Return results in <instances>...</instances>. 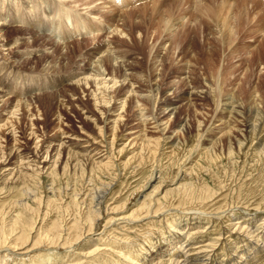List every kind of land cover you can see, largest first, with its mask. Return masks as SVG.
I'll return each instance as SVG.
<instances>
[{
  "label": "rangeland",
  "instance_id": "obj_1",
  "mask_svg": "<svg viewBox=\"0 0 264 264\" xmlns=\"http://www.w3.org/2000/svg\"><path fill=\"white\" fill-rule=\"evenodd\" d=\"M91 1L75 0L76 6L67 4L65 8L68 10L59 3L55 6L53 4L44 6L39 1V4L23 7L22 18L15 14L8 15L7 18L11 24L9 26L8 22L9 27L5 30V39L9 43L6 54L11 53V56L14 55L16 59L22 60V65L19 68L16 64V66L11 64L12 60L5 62L0 59V81L6 87L5 94L0 96V156L10 153V150L18 152L11 157L9 169L12 170L20 165L21 161L24 163L33 161L34 166V161H37L42 171L40 185L34 187L36 192L39 190L38 198L44 205L48 200H56L57 204L64 206L63 210L71 206L68 216L62 215L64 211L61 215L66 216L68 220L70 218L73 220L74 216L77 217L86 209L88 210V201L84 203V200L91 199V194L95 195L97 200L94 201L93 206L97 207L101 197L104 204L102 203L100 208L104 210L115 207L113 204L116 202L115 205H120L130 199L133 193L146 183L145 180L151 176L154 169L151 163L135 168L139 159L145 160L154 154V160L161 165L159 171L163 170L164 177L171 175L172 178L174 176L172 174L179 173L177 169L181 165V169L184 168L182 163L185 162L188 153L192 152L193 154L189 155L191 160L187 162L186 168L201 164L206 172L201 173L200 177L215 192L223 195H219L220 199L219 196L217 197L209 210L211 212L208 215L212 214L216 218L215 225L203 221L202 224L197 223L198 225L192 226L196 221H185L182 218L184 221L181 222L182 229L187 233L189 228L192 232L195 228L197 231L210 228L208 232L214 238L221 237L220 233L216 235L218 231L226 233V238L230 237L229 228H227L230 223L226 220V214L229 213L232 216L237 209L246 210L249 207L253 210L256 208L255 202L258 205L264 204V157L261 159V155H256L264 147V143H258L262 141V135L264 137V130H262L264 129V0H257L258 2L256 0H130L125 4H120L117 0L116 4L119 7L110 0H101L102 3L99 0ZM106 2L113 7L112 10L117 11V14L112 15L113 20L106 17L108 11L103 9L107 6ZM100 3L102 5H99ZM2 4L3 6L0 7L5 6L3 8L5 12L0 17L6 18L7 6L10 3L5 0ZM85 4L88 7L95 6L92 7L94 10L91 13L87 12L89 10H86L88 7H85L87 6ZM153 4L156 6H152ZM60 7L63 8L59 10ZM84 9L86 11H83ZM65 12H69L70 17L63 19ZM13 16L14 20H12ZM81 17L88 18L85 23L91 28V35L78 37L77 34L69 39L70 35L67 36L64 31L73 30L76 20ZM167 21L169 25L166 28L164 24ZM76 26L77 28L85 27L81 22H78ZM33 30L50 37L38 35ZM74 33L72 32L71 35L73 36ZM62 34L65 40L61 38ZM82 34H86L85 30ZM62 45L69 47L64 50ZM107 53L112 60L119 62L117 64L120 65V61L121 65L124 64L121 69L116 67L118 69L114 71L111 69L112 66L108 68V70L111 69L108 72L110 78L117 83V86L114 90L108 91L107 95H110L107 99L111 101V104L108 105V109L101 108L102 112L96 105L98 98H95L93 89L71 84L80 78L88 77L92 72L89 70L91 63L100 55L106 56ZM47 67L49 73L46 75L43 70ZM17 105L18 112H15L16 115L13 116L11 113L15 111ZM100 111L104 114L111 111L115 117L122 114V122L116 125L114 121L118 118L113 116L112 118L110 116V120L107 121L108 117L103 116ZM254 127L255 135L253 136L251 131ZM202 128L204 130L199 132ZM245 129L248 131L243 132L242 130ZM229 132L235 137L232 141L236 142L231 144L233 147L231 151L232 147H228L230 145L228 139L232 135ZM199 133L203 135L199 137ZM115 137L113 147L115 155L112 159H108L109 144ZM218 140L220 142L223 140L222 145L215 152L220 161L218 164L209 165L204 158L202 159L207 152L205 148L211 147L208 141L216 143L219 142ZM238 141L243 144L242 150L239 148ZM198 142H201V148L192 151L199 145ZM176 144L182 147V159H180L181 164L175 167L176 170L171 167L173 170L168 166L172 163L170 147ZM123 146L126 148L124 152H122ZM69 154L79 155V158L74 156L76 159L74 164H81L80 167L84 170L75 168L77 170L75 172L73 164V170L70 167L68 175L63 176L62 170L68 161ZM130 157H133L132 163L127 164L126 167L121 166V163H127ZM24 158L27 159L22 160ZM56 159H59L60 177L53 192L48 190L51 183L44 174L57 161ZM45 161L48 165L46 169H43ZM108 162L114 163L115 174L112 176L107 175L106 172L101 173V176L99 175L101 178L97 177L98 181L95 179L91 184L92 166ZM34 169L36 170V167ZM2 173L0 172V178ZM75 175L81 179L78 185L74 184ZM9 178L10 176L0 183ZM102 183L109 184V187L105 189ZM157 183H153L152 188L149 186L146 194H151ZM10 187L14 188L11 185ZM105 191L107 192L103 195ZM135 196L132 199L133 203L130 200L132 209L128 208L125 212L119 213L116 219L129 218L133 210L139 208V205L135 204ZM77 198L78 203L72 205L73 202H77ZM227 199L231 201L228 202ZM140 201L142 202L143 198L139 200V203ZM29 202L33 209L38 208L37 202ZM231 204H233L232 207ZM218 206L221 207L218 208ZM261 208L263 209L256 212V216L260 214L258 219L264 216V205ZM70 212L73 214L71 215ZM215 212L219 216L213 215ZM111 217L113 216H109ZM54 218H56L54 215L50 216V219ZM98 223L101 225L98 227L102 230L104 224H100L99 221ZM163 225L157 222L153 230L156 235L151 234V238L154 239L152 244L155 245L153 249H151L152 245L146 241L147 237L142 235L143 232H139L141 225L139 228L134 227L135 230L132 229L133 232L130 231V233L128 229L125 230L126 233L122 231L123 235L120 232V234L112 232V237L108 241L113 240L114 244L117 243V247L118 245L122 246L121 248L127 247L126 253L132 252L135 255L137 252L135 256H140L142 249L148 250L146 258L142 260L144 264L154 262L163 252H166L163 254H169L172 249L180 248L184 245L183 242L186 244L189 241L190 243L187 244H196L195 248H197V243L202 241L198 240L195 243L185 234L180 238V242H176L175 239L171 242L173 234L169 233L168 226ZM136 229H139L138 235ZM116 234L118 237H114ZM124 236L125 240L122 239ZM113 237L115 240L112 239ZM92 238L94 241L98 239L97 236ZM136 238L140 241L138 242ZM83 239L81 246L78 247L84 245L81 250L90 248L93 250L96 243L88 242L91 239L88 240L85 237ZM176 243L180 244L176 245ZM221 243L223 244L219 245L222 247L218 245L217 250L223 249L224 253L219 252L220 254L211 256L216 259V264H221L223 256L228 254L235 260L243 261L238 257L240 253L238 255L233 253L235 251L232 250L229 242L226 244L223 240ZM102 244L99 241L97 247L102 245L101 249L105 250V243L102 242ZM116 245L113 246L116 247ZM44 247L40 250L43 251ZM40 250L37 249L36 255L27 253L26 256H19L20 260H23L25 264H30L31 261L32 264L34 260L38 262L45 254L48 256L51 252H43L41 256ZM114 252L116 254L113 253V260L117 264L120 260L117 253L120 251ZM178 252L177 256H182L184 253L182 250ZM59 253L63 252L59 251ZM63 254L73 256L70 252ZM246 254L244 252L246 259L253 257L249 252ZM28 255L31 256L29 260ZM105 256L110 258L109 255H104V258ZM202 256L205 259L208 258L205 254ZM123 260L119 261L120 264L128 262ZM7 261L8 264H12L13 258ZM191 264H197V262Z\"/></svg>",
  "mask_w": 264,
  "mask_h": 264
},
{
  "label": "bare ground",
  "instance_id": "obj_2",
  "mask_svg": "<svg viewBox=\"0 0 264 264\" xmlns=\"http://www.w3.org/2000/svg\"><path fill=\"white\" fill-rule=\"evenodd\" d=\"M2 1H5V0H0V6L1 7L3 6ZM6 1L10 3L7 6L8 13L5 14L6 18L0 17V59H3V61H5V62H10L9 60H12L11 64H13L14 66L17 65L19 68H21L20 65H22L21 64L22 60L16 59V57H14V55L11 56V53H9V55L6 54V52L8 51L9 43L5 39V37H6L5 30L8 29V27L10 26L9 24H11V21L7 18L8 15L15 14L19 18H22L24 15V8L23 7H29V5H31V4L32 5L39 4V1H40L41 5L44 4V6H48L50 4H53L55 6L57 3H59L62 6L66 7L67 4H69V6L72 4L73 5L76 4L75 0H50L53 2H50L48 0H6ZM84 1H87V0H84ZM99 1L101 2V0H99ZM118 1L120 2V4H125V2L128 3L130 0H127V1L118 0ZM246 1H250V0H246ZM251 1H254V0H251ZM54 2H55V4H54ZM91 2H93V0ZM97 2H98V0H97ZM101 3L99 5H102ZM199 4H200V2H199ZM85 5H87V4H85ZM94 5H95V3H94ZM105 5H107V6L104 7L103 9L105 11H108V15H106V17L108 16L109 17L108 19L113 20L114 18L112 17V15H115V13L117 14L116 9L112 10L113 7H111V5L107 2ZM152 6L155 7L156 5L153 4ZM1 7H0V15H4L5 9H3V8L5 6L3 8H1ZM85 7H88V5ZM89 7H91V6H89ZM89 7H88V9H86V8L85 9L89 10L87 12L91 13V11L94 10V8H92V7H95V6H92L91 8H89ZM62 8L63 7H60L59 10H61ZM74 8L77 9V7H73V9ZM98 8L100 9V7H98ZM85 9L83 11H86ZM104 10H102V11L104 12ZM103 15H105V14H103ZM12 20H14V16L12 17ZM104 20H106V19H104ZM7 23L9 26H7ZM168 25H169V22L167 21V22H165L164 27L167 28ZM76 28H77V26H76ZM88 28L89 27H86V26L85 27L78 26L77 30L78 31L85 30V29L88 30ZM170 28H172V27H170ZM33 32L37 33L38 35L44 36V37H50L47 34H41L42 32L40 33V32H36L34 30H33ZM115 32H116V30H115ZM63 36L64 35L62 34L61 38H63ZM67 36H68V34H67ZM68 45H66V46L62 45L63 46L62 49H64V50L67 49L69 47ZM59 46H60V44H59ZM106 56L100 55V57L97 60H95L91 63L89 70H91L92 72L90 71L91 74L89 73L90 75H88V77L80 78L75 83L71 84V85L78 86V87L85 86L86 89H90V90L93 89L94 92L93 91L92 92L96 96V97L95 96L94 97L96 99L98 98L96 105L100 108V110H101V108L105 109V107H107L106 109H108V107H109L108 105L111 104L110 103L111 101H108V99H107L108 96L110 95V94L107 95L108 91H112V89L114 90L115 87L117 86V83H115V81L112 78H110L111 76L109 75L108 72L111 69L114 71V70L118 69L119 67L121 69V67L124 64L122 62L123 64L121 65V61H120V65L117 64L119 62H115L117 60H112L111 57H109L108 53ZM111 61H112V63H111ZM110 66H112V67L110 70H108V68ZM116 67H118V68H116ZM89 70H88V72H89ZM43 72L46 73V75H47V73H49L48 67L45 68V70H43ZM5 89H6L5 84L2 83V81H0V96L5 94V92H4ZM98 92H99V94H98ZM36 96H37V94H36ZM151 96H152V94H151ZM31 97L32 96H30V98ZM33 97H35V96H33ZM110 98L112 99V96ZM105 99H107V100H105ZM31 101H33V100L31 99ZM124 105H126V104L124 103ZM124 105H123V108L125 107ZM101 111L103 112V110H101ZM101 111H100V113H101ZM15 112H18V105L15 107V111L12 112L11 115H13V116L16 115ZM107 112L108 113H106V114L101 113L103 116L108 117L107 121L110 120L109 119L110 116H111V118H112V116L115 117L114 113H111V111H107ZM121 115L119 114L118 116H116L118 118L117 120L114 121V123L116 125L117 124L119 125L122 122L123 117ZM111 123H113V122H111ZM4 126H6V125H4ZM218 127H220V126H218ZM202 130H204V129L203 128L200 129L199 132H202ZM262 130H264V129H262ZM242 131L243 132L248 131V129H245ZM254 132H255V127L251 131V133H253V136L255 135ZM201 134L199 135V137L201 136ZM229 134L232 135V133H230V132H229ZM229 134H227V135H229ZM261 134H262V132H261ZM212 137H214V136H212ZM225 137H226V135H225ZM234 138H235L234 135H232L230 137V139H228V142L230 144L228 147H232L231 144L236 143V142L232 141V140H234ZM256 138L257 137H255V139ZM263 138L264 137L262 135V139H261L262 141H260L258 143H260V144L264 143ZM115 139H116V137L113 138V141H111L112 143L109 144L110 148H108V151H109V153H108L109 158L107 157L108 159H110V158L112 159L113 156L115 155L114 150H113L114 149L113 147L115 146ZM218 141L219 142H216V143H215V141L214 142L208 141L209 143L206 141L208 144H211L210 145L211 147L205 148L207 152H206L205 156L202 157V159L204 158V161L209 163V165L210 164H218L220 161L219 157L215 154V152L222 145L221 142L223 140L221 142H220V140H218ZM238 144H239L240 150H242L241 146H243V144L240 142ZM123 147L124 148L122 149V152H124L126 150L125 146H123ZM199 147L201 148V142L199 143V145H197L195 148H193L192 151H194L195 149L198 150ZM181 148L182 147L180 144H176V146L174 145V146L170 147V149H171L170 158L172 161V163H171V161L169 160L171 164L168 166H170V168L174 167V169L176 170L177 164L179 165L180 159H182L181 158V153H182ZM231 150H233V147L230 148V151ZM17 153H18L17 151L14 152V150L13 151L10 150V153L2 154L0 156V172H3L1 174L0 181L4 180L5 178L10 176V178L8 180H5L3 183H0V264H8L7 259H12V258H13L12 264H23V263L25 264V262H23V260H20L19 256H23L27 253H34L36 255L37 249L39 251L43 246H45L46 248L44 247L45 250L43 249V251L40 250L41 256H42L43 252L51 251L50 254L48 256H46V254L44 253L45 254L43 256L44 258L43 257L40 258V260L38 262H35V260H34V262H32V264H96V263L97 264H115V260H113V255L116 253L114 251H116V252L120 251L117 253L120 256V260H119L120 262L124 259L123 262L128 261V262H126V264H144V261L142 263V260L144 258H146L148 250L142 249L141 255L135 256L137 254V252L135 255L132 252L130 254H129V252L126 253L125 249L127 247L121 248L122 246L120 247L119 245L117 247V245H116L117 243L114 244L112 242L113 240L111 242H109L108 239L110 237H112L111 236L112 232L113 233L114 232L115 233L120 232L122 234L123 233L122 231L125 232V230L128 229L129 233H130V231L133 232V230H135L134 227L139 228V225H141V228H139L140 229L139 232H141V233L143 232L142 235L144 237L145 236L147 237L146 241L149 243V245H152L151 249H153V248H155V245L152 244V243H154V239L151 238V234L154 235L153 230H154V227L156 228L155 225L157 222L160 223V225L164 224V225L169 227V230H170L169 233L173 234L171 237V242H172V239H175L176 242H180L179 241L180 238L185 234L187 235V237H189V239L191 241H194L195 243H197L198 240H202V241L197 243L198 244L197 248H195L196 244H187L189 241L188 242L185 241L186 244L183 242L184 245H182L180 248L176 247V249H172L169 252V254H163L166 252L159 254L160 256L154 262L151 261L150 264H191L193 262H197V264H216L215 263L216 259H213L211 256H216L220 253H224L223 249L217 250L218 245L223 244V243H221L223 240H224V242H226V244H227V242H229L231 244L232 250L235 251L233 253L235 255L236 254L238 255V253H240V255H238V257L240 259H243V261H238V260H235L232 257H230L228 254V255L223 256V260L221 261L223 264H264V216H261L262 219H258V216L260 214L259 215L257 214L258 216H256V212L262 210L263 208H261V206L263 207L264 204L261 205L259 203V205H258V204H255L256 203L255 202L254 205H256L257 209L255 208V209L251 210L250 207L247 208L246 210H243L244 208L239 209V210L237 209V211H235V212L233 211L234 214L232 216H230L229 213L225 211L226 213H228V214H226L227 219H226V217H225V219L227 221L229 220V223H230L229 226L227 227V228H229L228 234H230V237H227V238H226V233L223 232L224 233L223 234L219 231H218V233H216V235L217 234L219 235V233H220L221 234V235H219V236H221L220 238L212 237L210 235L211 233L208 232V231H210L209 230L210 228H207L205 230H199V231H197V228H195V229H193L194 232L190 231L191 229L189 228V231L187 233H185L184 230L182 229L181 222H184L183 219L185 221H189V220L196 221L192 226H194L195 224L198 225L199 223L202 224L201 222H203V221L207 222L208 224H214L215 223L214 221H216V218H214L212 216V214L208 215L211 212L209 210H211V208L213 207L211 204L217 200V197L219 195L222 194V193L219 194V193L215 192L213 190V188H210L209 184L205 183L203 181V179L200 177L203 174V172L204 173L206 172V169L201 164H198L196 167L186 168L187 162L189 160H191L189 155L192 152L188 153L189 155L186 156L185 162L182 163L184 168L181 169L182 168V165H181V167L179 169H177V170H179V173H177L176 175L172 174V175H174L172 178H171V175H168V173L166 174V176L168 175V177H164V174H162V172H163L162 169H161L162 171H159V168H161V165L158 164L159 162L157 163L156 160H154L155 159V156L153 157L154 154H151V156L148 159H145V160L143 158L139 159L138 165L135 168H141L142 165H147V164L151 163L154 165L153 167H154V169L156 168V170L153 169V171L151 172V176L149 174L150 177L147 175L149 178L147 180L144 179L146 181V183L143 186L141 185V188H139L136 192H134L133 195L131 196V198L129 197L130 199H128L127 201L125 200L126 202H124L123 204L121 203L120 205H115L117 203L116 202L115 204H113L115 207L111 208L113 205L112 206L110 205L111 209L106 208L104 210V208H102L103 209V211H102V209L100 208V206H102L101 204L103 203V201L100 199L101 197L98 200V202L99 201L100 202L96 205L97 207H95V206H93V204L95 203L94 201L96 200V197H95V195L92 196V194H91V197H92V198L90 197L91 199L87 198L88 200H84V203H86V201H88L87 202L88 210L86 209V211H83V213H81L77 217L74 216V218H73V216H72L73 220H71V218L68 220L65 218L66 216H64V217L62 216V215L68 214V211L70 210L71 206L68 207L66 205L67 207H65V210H63L62 207H64V206L62 205V207H61L59 204H57L55 202L56 200L55 201L54 200H48L46 202V204L44 205V203L41 201V199L38 198L39 197L38 196L39 190L37 189L38 190L37 191L38 193H37L35 191L36 189H34V187L36 188V186L40 185V181H41L40 175H41L42 171L39 168V166L37 165L38 164L37 161H34L35 166H34V164L32 165L33 161H30L28 163H24V161H21L20 165L15 166V168L13 170L9 169L11 166V157L14 154L16 155ZM255 153H256V151H255ZM255 153H254V155H255ZM257 153H259V154H256V155H258V156L261 155L260 158L262 157L261 159H263L264 147L260 150V152H257ZM38 154H39V152H38ZM74 156L76 158H79V155L69 154V158L67 159L68 161L66 162L65 167L62 170L63 176L68 175V169L70 167H71V170H73V164L76 162V159L74 158ZM116 156H117V154H116ZM182 156H183V154H182ZM184 156H185V154H184ZM230 156H232V155H230ZM25 159H27V158H24L22 160H25ZM258 159H256V160H258ZM132 161H133V157L132 158L130 157L127 160V163H125V164L121 163V166L124 165L126 167L127 164L132 163ZM44 163H46V164L43 167V169H46L45 167L48 165V163L46 161ZM258 163L263 165L259 160H258ZM58 164H59V159L57 161H55L53 163V165L51 167H49L47 172L44 174V175H46V178L49 179V181L51 183L50 189H48V190L53 191V192H55L54 187L57 184V182L59 181V177H60L59 172H58ZM80 165L74 164V169L79 168V170H80V168H81ZM35 167H36V170L34 169ZM16 168H17V171H16ZM263 168H264V166H263ZM31 169L33 171H31ZM76 169L74 170L75 172L77 171ZM171 169H173V168H171ZM171 169H170V171H171ZM81 170L83 171L84 169L81 168ZM261 170H262V168H261ZM165 171H164V173H165ZM90 172H91L90 183L93 184L94 180L97 179V177L101 178L100 177L101 173L106 172L107 175L113 176L115 174V166H114L113 162H108L106 164H102L99 166L94 165V166H92ZM171 173L172 172H170V174ZM208 175H210V174H208ZM213 176H215V175H213ZM213 176H211V177H213ZM79 180H81L80 177L75 175L74 184L78 185ZM97 181H98V179H97ZM100 181H101V179H100ZM156 182H158V183L155 185L154 191L151 194L150 193L146 194L147 191H149L148 190L149 186H151V188H152L153 183H156ZM219 183H220V181H219ZM102 184H103L105 189L107 187H109V184H105V185H104V183H102ZM10 185L14 186V188L10 187ZM106 192L107 191H105L103 195H105ZM109 194H110V192H109ZM115 194H117V193H115ZM135 194H136V196H135ZM224 194H225V192H224ZM78 195H80V194H78ZM120 195H121V193H120ZM161 195H162V197H159ZM134 196H135V204L139 205V208L133 210L132 216L129 218L120 217L119 219H116V218H118L116 216L119 213L125 212L128 208H130V210L132 209L131 205H130V203H131L130 200L133 203L132 199L134 198ZM86 197H89V195H86ZM220 197L221 196H219V199H220ZM141 198H143V201L142 202L140 201L141 203H139V200ZM78 200L79 199L77 198V202H73L72 205H76V203H78ZM222 200L225 201V199H222ZM249 200H251V199H249ZM29 201L37 202L38 208L33 209L29 205L31 203ZM117 201H119V200H117ZM229 201H231V200H228V202ZM259 202H260V200H259ZM91 203H92V205H91ZM119 203L120 202H118V204ZM166 204H168V205H166ZM217 204L218 203H216L215 205H217ZM233 204H231L230 206L232 207ZM250 205H251V203H250ZM43 206H44V209H43ZM72 207H74V206H72ZM220 207L221 206H218V208H220ZM218 208H216V210ZM238 208H240V207H238ZM71 210L73 211V208ZM226 210H227V208H226ZM43 211H45V212L43 213ZM214 211L215 210H213V212ZM250 211H255V212L252 213ZM62 212L64 214L61 215ZM218 212H220V211H218ZM58 213H60L59 216H58ZM70 214L72 215L73 212H70ZM178 214L180 216L181 215L182 216L180 217ZM53 215L56 218L50 219V216L53 217ZM213 215H218V213L215 212ZM109 216H113V217L109 218ZM225 219H223V220H225ZM98 221L101 222L100 224H104L102 230L98 227V226H101V225H99ZM171 221H173V222H171ZM232 221H234V222H232ZM170 222H171V224H170ZM225 223L228 224V222H225ZM138 230L136 229L137 232H138ZM139 232L137 233V235L139 234ZM125 233H124V235H125ZM212 234L215 235L213 232H212ZM94 236L98 237V239L95 241L93 240L94 238H92ZM115 236L118 237L117 234L114 235V237ZM127 236H128V234H127ZM84 237L88 240L91 239V241H88V242H90V243L95 242L96 243L94 246L95 248L93 247V250L91 248H90L91 250L90 249L81 250L82 247H84V245L82 247H78L80 244H82L81 242H83ZM114 237L112 239H114ZM129 237H131L130 234H129ZM129 237H128V241H129ZM135 237H133V239ZM122 239L125 240L126 239L125 236ZM140 239H141V237H140ZM99 241L101 244H102V242L105 243L104 249L106 251L102 250L103 248L101 249V246L104 244H102L100 246L98 245V247H97V243ZM139 241L140 240H138V242ZM118 242L120 244V241H118ZM229 243H228V245H230ZM87 244H85V245H87ZM177 244H180V243H176V245ZM113 245H116V247ZM170 247H172V246H170ZM188 247H189V249H188ZM220 247H222V246H220ZM142 248H143V246H142ZM117 249H118V251H117ZM242 249H244V250H242ZM178 250H182L184 252L182 256L181 255L177 256L176 253L178 252ZM59 251L63 252V253L64 252H70L73 254V256H71V257L70 256H64V254L63 253L60 254ZM110 251H112V252H110ZM143 251H144V253H143ZM167 251H169V249ZM209 252L213 253V254H210ZM244 252H245V255H247L246 253L249 252V254H251V257L252 256L253 257L252 258L247 257V259L244 258ZM202 253L205 254V256H208V258L205 259L202 256L203 255ZM104 255H109L108 257H110V258L108 259L107 256H105V258H104ZM164 255H166V256H164ZM28 256H30V255H28ZM168 256H170V258ZM221 256H219V257H221ZM141 257H143V258L141 259ZM167 257L169 259H167ZM14 258H16V259H14ZM30 258H31V256L28 258V260ZM248 258H250V259H248ZM72 259H74V260H72ZM114 259H115V257H114ZM119 261H117L118 262L117 264H120ZM11 262L12 261H10V263ZM30 264H31V261H30ZM122 264H125V263H122Z\"/></svg>",
  "mask_w": 264,
  "mask_h": 264
}]
</instances>
